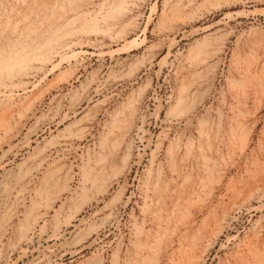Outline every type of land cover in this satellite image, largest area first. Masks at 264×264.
Here are the masks:
<instances>
[{"label": "rangeland", "instance_id": "1", "mask_svg": "<svg viewBox=\"0 0 264 264\" xmlns=\"http://www.w3.org/2000/svg\"><path fill=\"white\" fill-rule=\"evenodd\" d=\"M0 24V61L76 32L0 69V264H264V0H0Z\"/></svg>", "mask_w": 264, "mask_h": 264}, {"label": "bare ground", "instance_id": "2", "mask_svg": "<svg viewBox=\"0 0 264 264\" xmlns=\"http://www.w3.org/2000/svg\"><path fill=\"white\" fill-rule=\"evenodd\" d=\"M119 1V0H118ZM63 2V1H62ZM70 2V1H69ZM103 2V1H102ZM124 3V2H123ZM70 4H71V2H70ZM118 4H120L119 2H118ZM75 5V4H74ZM177 6V5H176ZM120 7H122V6H120ZM110 8V7H109ZM108 8V9H109ZM63 9V8H62ZM107 9V8H106ZM111 9V8H110ZM109 9V10H110ZM74 10V9H73ZM81 10V9H80ZM109 10H107V11H109ZM79 11V10H78ZM63 12H65V11H63ZM81 11H79V14L81 15L82 13H80ZM84 12V11H83ZM66 13V12H65ZM107 13V12H106ZM24 14V13H23ZM73 14H74V12H73ZM73 14H72V16L68 19V20H70V19H73L72 17H73ZM108 14V13H107ZM106 14V15H107ZM25 15V14H24ZM66 15H67V13H66ZM77 15H78V13H77ZM83 15V14H82ZM114 15H116V14H114ZM60 16V15H59ZM105 16V15H104ZM107 16H109V14L107 15ZM110 16H113V14L111 15V13H110ZM45 17V16H44ZM52 17V16H51ZM77 17V16H76ZM83 17V16H82ZM101 17H102V15H101ZM85 19H86V17H84ZM115 18V17H114ZM114 18H110V17H103L102 19H103V21L104 20H109V19H114ZM56 19V18H55ZM61 19H62V17H61ZM66 19V18H65ZM65 19H63L62 21H64ZM29 20V19H28ZM48 20V23H49V19H47ZM78 20V19H77ZM83 20V19H82ZM87 21H89L90 23L92 22V23H96L97 25H98V23H97V19H94V18H89V20L88 19H86ZM101 20V19H100ZM12 21V20H11ZM46 21V20H45ZM55 21V20H54ZM74 21V20H73ZM72 21V22H73ZM79 21H80V19H79ZM103 21H101V22H103ZM71 22V21H70ZM76 22V21H75ZM98 22H99V20H98ZM74 24V23H73ZM85 24V23H84ZM89 24V23H88ZM1 25V24H0ZM7 25V24H6ZM11 25V24H10ZM13 25V24H12ZM11 25V26H12ZM50 25H53V24H50ZM61 25V24H60ZM69 25H71V24H69ZM75 25V24H74ZM73 25V26H74ZM109 25V24H108ZM4 26V25H3ZM24 26H26V25H24ZM29 26V25H28ZM33 26H34V24H33ZM32 26V27H33ZM64 26V25H63ZM66 26V25H65ZM14 27V26H13ZM17 26H15V28H16ZM48 28H49V26H47ZM58 26H56V28H57ZM61 27V26H60ZM68 27V26H67ZM1 28H2V26H1ZM7 28H8V26H7ZM21 28V27H20ZM24 28V27H23ZM62 28V27H61ZM60 28V29H61ZM63 28H65V27H63ZM34 29V28H33ZM33 29H30V31H32ZM50 29V28H49ZM55 29V28H54ZM70 29H72V28H70ZM12 30H13V28H12ZM67 30V29H66ZM78 30V29H77ZM76 30V31H77ZM2 31V30H1ZM16 31V30H15ZM14 31V32H15ZM26 31V30H25ZM29 31V32H30ZM35 31H38V29L37 30H34L33 32L35 33ZM47 31V30H46ZM46 31H45V33H46ZM58 30H56V32H57ZM42 32V31H41ZM75 32V30H72L71 32H69V31H62V29H61V32H58V33H54V34H57L56 35V37L54 38V37H51V38H54V39H51L50 38V40L48 39V43H46V41L44 42V43H46V45H49V47L44 51V47L42 48V51L41 52H39V50L41 49V47L40 48H37V50H38V53L37 54H31V53H27L26 51H25V49L27 48L26 46L25 47H23V48H21L19 51H15L14 53V55H11V56H8L7 58H6V56L4 57L2 54V56L4 57V59L3 60H1L0 61V69H4V70H6L5 72L7 73V74H10V73H12L13 71H15V70H17V69H20V70H22L21 72H23V71H27V70H30V68H32L33 69V67H34V65L35 66H44L45 64H47L48 62H51L50 60H49V56L47 57V54H46V52H48V51H51V50H49V49H55L56 47H57V44L61 41V40H64V39H66V37H69V35L70 34H72L71 36L72 37H74L73 35V33ZM17 33H19V32H17ZM26 33H28L27 31H26ZM31 34H32V32H31ZM75 34H76V32H75ZM7 35V34H6ZM28 35V34H27ZM43 35V34H42ZM50 35V34H49ZM8 36V35H7ZM12 36V35H11ZM14 36V35H13ZM36 36H37V34H36ZM36 36H34V37H31L30 36V40L32 41V38H35L36 39ZM52 36H53V34H52ZM55 36V35H54ZM38 38H40L39 36H37ZM24 38V37H23ZM26 38V37H25ZM29 38V37H28ZM46 38V37H45ZM4 39V38H3ZM18 39V38H17ZM42 39V38H41ZM15 40H16V38H15ZM44 40V39H43ZM68 40H70V39H68ZM67 40V41H68ZM11 41V40H10ZM17 41V40H16ZM74 41V40H73ZM73 41H69L70 43H73ZM9 42V41H8ZM21 42V41H20ZM19 42V43H20ZM22 42H23V40H22ZM21 42V43H22ZM28 42V41H27ZM29 43V42H28ZM28 43H26V44H28ZM24 44V43H23ZM38 44V43H37ZM40 44V43H39ZM9 45V44H8ZM18 45V44H17ZM20 46H21V44H19ZM13 46V45H12ZM11 46V47H12ZM15 46V45H14ZM31 46V45H30ZM29 46V47H30ZM69 45H67V47H68ZM31 47H33V46H31ZM60 47V46H59ZM66 47V48H67ZM17 48V47H16ZM15 48V49H16ZM25 48V49H24ZM33 48H35V47H33ZM13 50H14V48H12ZM27 50H29V49H27ZM52 50V51H53ZM11 51V50H10ZM29 51H31V50H29ZM33 51V50H32ZM35 51H36V49H35ZM3 52H5V49H4V51ZM60 52V51H59ZM50 54V53H49ZM10 55V54H9ZM2 57V58H3ZM40 68V67H39ZM36 69V68H35ZM38 69V68H37ZM37 69H36V71H37ZM1 71V70H0ZM3 71V70H2ZM31 71V70H30ZM17 72V71H16ZM19 72V71H18ZM32 72V71H31ZM2 74L3 73H1V77H2ZM34 74V73H33ZM6 75V74H5ZM18 75H20V74H18ZM23 75V74H22ZM26 75V74H25ZM31 75V74H30ZM7 76V75H6ZM9 76H11V75H9ZM16 76V75H15ZM27 76H28V74H27ZM26 76V77H27ZM9 78V77H8ZM16 78H17V76H16ZM20 78V77H19ZM0 79H2L3 80V78H0ZM10 79V78H9ZM12 79V78H11ZM5 80V79H4ZM12 82H14L13 80H11ZM10 81V82H11ZM2 83H4V84H6L5 82H2ZM10 84V83H9ZM18 84V83H17ZM16 84V85H17ZM15 85V86H16ZM1 86V85H0ZM15 86H13V88L15 87ZM4 87V86H3ZM3 87H1V88H3ZM6 88V87H5ZM9 88H11V87H9ZM8 88V89H9ZM13 88H12V90H13ZM7 90V89H6ZM4 123H5V121L4 120H2ZM2 124V123H1ZM7 124V123H6ZM2 126V125H1ZM4 127V126H3ZM5 129V128H4ZM1 130V129H0Z\"/></svg>", "mask_w": 264, "mask_h": 264}]
</instances>
